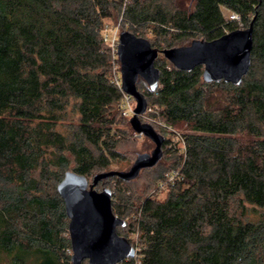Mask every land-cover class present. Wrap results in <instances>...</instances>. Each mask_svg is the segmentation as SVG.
<instances>
[{
    "label": "trees",
    "instance_id": "trees-1",
    "mask_svg": "<svg viewBox=\"0 0 264 264\" xmlns=\"http://www.w3.org/2000/svg\"><path fill=\"white\" fill-rule=\"evenodd\" d=\"M222 5L253 24L249 72L239 85L206 80L203 65L182 70L158 56L157 88L139 77L137 89L168 125L185 126L184 146L173 150L152 124L164 136L158 163L97 185L117 181L111 206L126 221L117 232L138 233L139 252L119 264H264V0H0V253L71 264L58 184L68 170L88 178L120 158L110 130L123 93L104 25L119 22L162 50L236 29ZM165 153L172 162L156 190L135 193L130 182Z\"/></svg>",
    "mask_w": 264,
    "mask_h": 264
},
{
    "label": "water",
    "instance_id": "water-1",
    "mask_svg": "<svg viewBox=\"0 0 264 264\" xmlns=\"http://www.w3.org/2000/svg\"><path fill=\"white\" fill-rule=\"evenodd\" d=\"M253 24L225 32L212 40L193 39L190 44L158 50L149 40L129 30L119 34L118 58L122 89L135 100L130 123L135 132L151 139L155 147L151 153L139 154L128 170H109L94 175L92 183L86 175L73 170L65 172L58 184L69 216L71 264H119L137 255L136 247L117 232L126 221L114 214L111 206L112 190H97L95 186L104 178L117 175L123 179L135 178L141 169L155 166L162 157L164 136L154 126L142 121L148 102L137 89L139 77L154 90L159 82V69L155 60L163 54L175 67L189 70L203 65L206 80H222L238 84L251 67Z\"/></svg>",
    "mask_w": 264,
    "mask_h": 264
},
{
    "label": "rangeland",
    "instance_id": "rangeland-1",
    "mask_svg": "<svg viewBox=\"0 0 264 264\" xmlns=\"http://www.w3.org/2000/svg\"><path fill=\"white\" fill-rule=\"evenodd\" d=\"M221 11L223 14L222 16H224L227 22H236L237 28H244V26L241 23V18L239 15H237L236 12L234 13V11H232L231 9L223 5L221 6ZM107 24L114 28H119V29L121 28V25L119 24V22L113 23V22L108 21ZM226 32H229V31L226 29ZM146 36L152 37L149 33ZM195 38H201V37L200 36L193 37V39ZM159 57L163 61H169L161 53L159 54ZM133 104L135 106L136 104L135 100L133 101ZM158 110L159 109L154 104H151L148 102L147 112L143 116H141V119L142 121L152 123L160 131L161 130L164 131V127L161 125V123L153 120V119H156L159 121L160 120L164 121L160 115L159 116L157 115ZM129 118L130 117L125 116L122 113V110L120 109L117 120L110 130L111 136H115L120 139V143L118 146L120 158L119 160L113 161L111 163L109 167L111 169H115V170L128 169L132 165L133 161L136 159L138 154L151 153L155 147V144L151 140L146 138L144 135L140 136L131 128L130 123H129ZM173 129L180 134H183L186 132L185 126L184 128L173 127ZM164 133L166 137L173 142V150H174V147H176V149L182 148V143L178 141L175 134H173L172 132H168V131H165ZM171 162H172V159H170V154L165 153L160 166L147 169V170H143L136 179L130 182L129 187L132 188L135 191V193L142 195L143 197L150 195L156 190L157 184L159 183L157 179L158 174L160 173L161 170L164 169V166L165 167L170 166ZM93 176L94 174L88 175V179L90 183H92L93 181ZM116 183L117 181L113 180L110 184H106V185H104V183L101 185L99 184L95 186V188L100 191L104 187L112 188L111 185L116 184ZM155 193H157L156 196L158 198H164L167 193V189H160L159 191ZM69 237H70V234H69ZM127 237L131 241V243L137 248L139 252L140 244L138 241L139 240L138 233L129 232ZM63 249H64V252L71 257L73 253L72 247H71V239H70V243L68 244V246L64 247ZM32 252L33 251L30 252L29 250H25V251L14 250L12 253H10V255L6 253L7 257L9 258H7L3 253H0V264H11V263L17 264L18 260L20 259L22 260L27 259L25 260V262H28V260H32V256H31ZM11 257L13 258V261L11 260L12 259ZM8 259L11 260V263ZM70 263H71V259H70ZM84 264H87V261H85Z\"/></svg>",
    "mask_w": 264,
    "mask_h": 264
},
{
    "label": "built area",
    "instance_id": "built-area-1",
    "mask_svg": "<svg viewBox=\"0 0 264 264\" xmlns=\"http://www.w3.org/2000/svg\"><path fill=\"white\" fill-rule=\"evenodd\" d=\"M119 34H120V29L119 28H114L112 26H109L107 23L104 25L103 39H104V41L107 42V44L110 47V51H111L112 79H113L114 83L119 87V89L123 93L121 110H122V113L125 116L131 117L134 114V109H135V106L133 104L134 98L131 95H129L126 92H124L123 89H122V80H121V73H120V62H119V58H118ZM146 112H147V109H146V111L143 114L140 115V118ZM153 120H155L156 122H160L161 125L164 127V130H166L168 132H172L173 134H175V136L177 137L178 141H180L183 144V146H184V142L185 141H184V137L182 136V134H180L177 131H175L173 129V127L168 125L165 121H162V120L159 121V120H156V119H153ZM136 133L139 134L140 136L143 135L142 133H139V132H136ZM171 144L173 145V142H171ZM178 176H179V171L168 173L165 176V179L159 184L160 187H164L165 184H167L169 182H174L175 179Z\"/></svg>",
    "mask_w": 264,
    "mask_h": 264
}]
</instances>
